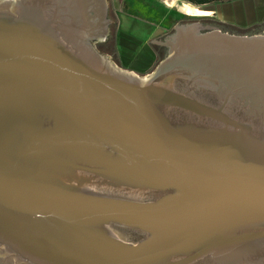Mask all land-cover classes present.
Instances as JSON below:
<instances>
[{"label": "water", "instance_id": "obj_1", "mask_svg": "<svg viewBox=\"0 0 264 264\" xmlns=\"http://www.w3.org/2000/svg\"><path fill=\"white\" fill-rule=\"evenodd\" d=\"M108 0H0V264H264V31L175 25L139 76Z\"/></svg>", "mask_w": 264, "mask_h": 264}, {"label": "rangeland", "instance_id": "obj_2", "mask_svg": "<svg viewBox=\"0 0 264 264\" xmlns=\"http://www.w3.org/2000/svg\"><path fill=\"white\" fill-rule=\"evenodd\" d=\"M182 3L185 2L181 0H108L110 6L108 18L111 22L113 19L117 20L118 23V31L114 33V38L117 35L120 37L119 27L121 28V25L129 26L130 29L134 28L133 23H130L131 20L143 21L153 27L154 30H149L148 28L145 30L146 36L149 34L151 38L157 37L163 30L169 31L177 21L183 18L214 20L242 31H250L264 24V0H237L221 6L206 9L198 8L201 11L208 12L209 15L207 17H194L181 13L176 6H180ZM126 20H130L129 25ZM132 40L129 39V43H132L133 47H131L136 50H126L127 52L123 54L125 55L124 58L120 57L119 62L120 67H122L124 63L129 61L131 64L129 62L128 64L131 65V68L137 70L142 64L136 59L139 57L137 55L139 49L136 48L135 42H132ZM136 42L139 43V40L136 39ZM120 44L119 38L118 46ZM141 57L144 58L143 55Z\"/></svg>", "mask_w": 264, "mask_h": 264}, {"label": "flooded vegetation", "instance_id": "obj_3", "mask_svg": "<svg viewBox=\"0 0 264 264\" xmlns=\"http://www.w3.org/2000/svg\"><path fill=\"white\" fill-rule=\"evenodd\" d=\"M110 10V6H109ZM119 21V20H118ZM124 21V20H123ZM122 21V22H123ZM143 22V21H141ZM128 23V22H127ZM131 23V22H130ZM144 23V22H143ZM200 24L203 28H205V31H210L213 29L220 30L221 32L233 34V35H254L259 34L264 31V24L259 25L258 27H255L251 29L250 31H242L237 28H232L230 26L225 25L224 23H218L214 20L209 19H191V18H183L180 21H177L175 25H184V24ZM145 24V23H144ZM174 25V26H175ZM120 26V25H119ZM174 26L169 31H162L157 37L151 38V36H146L145 30L146 27L144 25H140V29H138V26H133V32L140 33L139 39L142 42L135 43L136 48L139 49L138 51V60H141V55H143L146 58H150L151 55L154 57V62L152 67L149 69L148 73L141 76H146L150 74L155 67L158 65V63L166 56L168 52V48L166 45V38L173 30ZM120 30V27H119ZM118 31V23L117 20L112 19V24L110 26L109 36L106 39V41L95 43V48L104 56L108 57L115 65L120 67V63L118 62V40L120 37L114 38V33ZM120 33V31H119ZM126 50H136L133 49V44L126 42ZM132 46V47H131ZM143 60V59H142ZM150 61V60H149ZM122 69V67H120ZM125 70V69H123ZM128 71V70H126ZM132 72L133 71H129ZM137 74V73H136ZM138 75V74H137Z\"/></svg>", "mask_w": 264, "mask_h": 264}, {"label": "crops", "instance_id": "obj_4", "mask_svg": "<svg viewBox=\"0 0 264 264\" xmlns=\"http://www.w3.org/2000/svg\"><path fill=\"white\" fill-rule=\"evenodd\" d=\"M126 21H128L127 24L129 25L130 24L129 23L130 20H126ZM131 23H133V26H138L137 27L138 29H140V25H144L146 27V29L148 28L149 30H154L153 27H151L150 25L144 24L143 22H141L139 20H131ZM132 30L133 29L132 28L130 29L129 26L127 27L126 25H123V26L121 25V28L119 30L120 31L119 35H120L121 44L119 46L117 45L118 46L117 47L118 48V52H119V55H120V56L118 55V62L120 60V57H123L124 58L125 55H123V54L127 52L126 51V44H127L126 42H129V39H133L132 42H135V43H137L136 42V39H138L139 42H141L140 39H139L140 38L139 37L140 36L139 35L140 33L133 32ZM148 36H150V35L148 34L147 37ZM128 62L124 63V65L122 66V68L125 69V70H128V71H133L134 74L137 73L139 76H141V75H145L146 73H148L149 69L153 65L154 57H152V55H151V57L149 59L146 58V57H144V58H141V60H138V62L140 64H142V66L139 69H137V70L131 68V65H130L131 62H129L130 64H128ZM147 63H149V64H147Z\"/></svg>", "mask_w": 264, "mask_h": 264}, {"label": "trees", "instance_id": "obj_5", "mask_svg": "<svg viewBox=\"0 0 264 264\" xmlns=\"http://www.w3.org/2000/svg\"><path fill=\"white\" fill-rule=\"evenodd\" d=\"M187 4L193 5L197 8H211L215 6H221L223 4L231 3L237 0H181Z\"/></svg>", "mask_w": 264, "mask_h": 264}, {"label": "bare ground", "instance_id": "obj_6", "mask_svg": "<svg viewBox=\"0 0 264 264\" xmlns=\"http://www.w3.org/2000/svg\"><path fill=\"white\" fill-rule=\"evenodd\" d=\"M181 13L183 12L186 15L194 16V17H207L209 15L206 11H201L193 5L182 3L180 6H176ZM247 14V13H246Z\"/></svg>", "mask_w": 264, "mask_h": 264}]
</instances>
